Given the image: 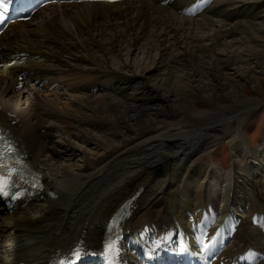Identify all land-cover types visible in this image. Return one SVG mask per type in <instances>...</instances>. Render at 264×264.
<instances>
[{"label":"bare ground","instance_id":"6f19581e","mask_svg":"<svg viewBox=\"0 0 264 264\" xmlns=\"http://www.w3.org/2000/svg\"><path fill=\"white\" fill-rule=\"evenodd\" d=\"M191 1L49 7L0 39V127L42 186L1 217L0 264H55L59 251L99 248L129 201L120 226L150 235L123 252L147 257L167 235L197 238L200 225L233 229L226 258L264 250V144L239 131L260 105L243 90L264 74V0H216L201 20L178 11ZM199 98L208 106L196 109ZM218 140L233 146L229 173L215 163L189 170L211 160Z\"/></svg>","mask_w":264,"mask_h":264},{"label":"rangeland","instance_id":"374dc122","mask_svg":"<svg viewBox=\"0 0 264 264\" xmlns=\"http://www.w3.org/2000/svg\"><path fill=\"white\" fill-rule=\"evenodd\" d=\"M259 3V0H258ZM234 20L232 21V23ZM258 80H248L249 85L245 90H243V94L249 97H254V98H259L258 102L260 105H258L257 108H249L248 112L250 113L249 119L245 122L244 125H242L241 129L239 131H242V136L243 134L249 138V146L252 147H260L264 144V74H259L258 75ZM218 104H225L229 103V100L226 101L222 98L217 99ZM208 106L205 101L201 98L197 99L195 101V108L196 109H202L203 107ZM254 107V106H253ZM111 129L108 127L106 130ZM104 130V131H106ZM52 139L57 143V144H62V136L60 133L57 131H53ZM241 135V134H240ZM60 139V142H59ZM190 139V138H189ZM248 140V139H247ZM58 141V142H57ZM192 140H188L187 142H190ZM237 144L241 143L244 146V141L241 140V142H236ZM76 146H79V148H85L87 151L91 152V149H93V145L91 146V149L87 145H83L82 143H77ZM212 150H211V160L213 158V161L209 160L208 154H205V156L202 158H198L193 163L191 164L189 170L192 169L193 166L195 165H207L208 167L212 168V164L215 163V165L218 167H213L212 168L214 171H219L220 175H226L229 173V171L232 168V165L237 161V159L233 155V146L228 145L225 141L223 142L218 140L214 145L212 144ZM245 147V146H244ZM89 149V150H88ZM211 149V148H210ZM209 149V150H210ZM231 151V152H230ZM69 152L67 151L64 155L61 156L60 161H64L68 156ZM78 155V154H77ZM71 157L70 162H74L77 159L81 157ZM65 156V157H64ZM241 160H243V157L240 156ZM58 161V160H57ZM213 162V163H212ZM66 163V162H64ZM79 163V162H78ZM211 165V166H210ZM231 165V166H230ZM223 171V172H222Z\"/></svg>","mask_w":264,"mask_h":264},{"label":"snow or ice","instance_id":"6c2138e0","mask_svg":"<svg viewBox=\"0 0 264 264\" xmlns=\"http://www.w3.org/2000/svg\"><path fill=\"white\" fill-rule=\"evenodd\" d=\"M6 7V5H0V22H3L4 19V12L3 9ZM15 152V149L13 146L8 143L5 138L0 135V195L7 196L8 189L13 186L15 183L14 178L15 177H22V174L20 170L16 167H13L11 162L6 163L5 161L8 160L13 153ZM15 198V197H13ZM72 256L76 259H79L80 252L79 250H74L72 252ZM64 264V262H62ZM66 264H75L74 260H69L66 262Z\"/></svg>","mask_w":264,"mask_h":264}]
</instances>
